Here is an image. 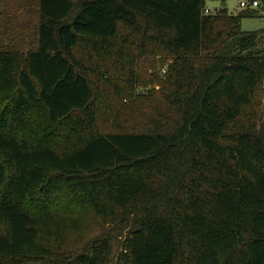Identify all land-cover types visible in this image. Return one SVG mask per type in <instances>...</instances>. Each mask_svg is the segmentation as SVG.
Masks as SVG:
<instances>
[{
    "label": "trees",
    "instance_id": "trees-1",
    "mask_svg": "<svg viewBox=\"0 0 264 264\" xmlns=\"http://www.w3.org/2000/svg\"><path fill=\"white\" fill-rule=\"evenodd\" d=\"M210 1L0 0V264H264L262 10Z\"/></svg>",
    "mask_w": 264,
    "mask_h": 264
},
{
    "label": "rangeland",
    "instance_id": "rangeland-1",
    "mask_svg": "<svg viewBox=\"0 0 264 264\" xmlns=\"http://www.w3.org/2000/svg\"><path fill=\"white\" fill-rule=\"evenodd\" d=\"M209 7L216 11L219 8L226 5L228 9L232 12H237L242 7L240 6V0H226L223 3L220 0H213L208 2ZM32 14L29 10L24 12L19 11L14 14H3L0 17V39L8 43H15L17 46L22 47L25 44V34L29 26L31 25ZM242 28L245 30H259L264 29V12H260L257 16L244 18L242 21ZM259 46L258 49L264 48V34L259 36ZM166 68V64H162L159 61L155 67L157 74L161 77L165 76L162 69ZM264 101V99H263ZM97 227L95 220H84L81 225V230L83 233H91Z\"/></svg>",
    "mask_w": 264,
    "mask_h": 264
},
{
    "label": "built area",
    "instance_id": "built-area-1",
    "mask_svg": "<svg viewBox=\"0 0 264 264\" xmlns=\"http://www.w3.org/2000/svg\"><path fill=\"white\" fill-rule=\"evenodd\" d=\"M240 6L242 8H253L264 11V0H240ZM205 13L214 12L208 5L204 7ZM162 72H166V68L162 69Z\"/></svg>",
    "mask_w": 264,
    "mask_h": 264
},
{
    "label": "crops",
    "instance_id": "crops-1",
    "mask_svg": "<svg viewBox=\"0 0 264 264\" xmlns=\"http://www.w3.org/2000/svg\"><path fill=\"white\" fill-rule=\"evenodd\" d=\"M209 6V5H208ZM262 12V11H261ZM264 12V11H263Z\"/></svg>",
    "mask_w": 264,
    "mask_h": 264
}]
</instances>
